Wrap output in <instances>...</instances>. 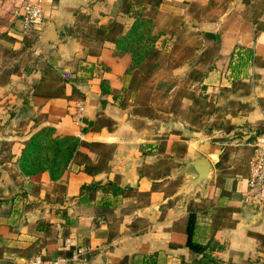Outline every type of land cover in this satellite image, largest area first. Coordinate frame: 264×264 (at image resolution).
I'll return each instance as SVG.
<instances>
[{"label": "crops", "instance_id": "0c3cea01", "mask_svg": "<svg viewBox=\"0 0 264 264\" xmlns=\"http://www.w3.org/2000/svg\"><path fill=\"white\" fill-rule=\"evenodd\" d=\"M39 1L44 23L25 35L24 7ZM123 2L0 0V264L76 247L89 249L79 264H142L151 254L158 264H192V211L206 253L224 264H264V209L242 204L254 134L264 133V8L256 12L253 0L147 3L159 20L160 51L197 45L161 110L131 93V55L93 38L115 20L132 27ZM53 26L58 38L47 43ZM48 128L106 147L82 148L61 178L48 169L25 174L29 144ZM200 157L214 173L194 185L188 165Z\"/></svg>", "mask_w": 264, "mask_h": 264}, {"label": "trees", "instance_id": "16d2710c", "mask_svg": "<svg viewBox=\"0 0 264 264\" xmlns=\"http://www.w3.org/2000/svg\"><path fill=\"white\" fill-rule=\"evenodd\" d=\"M153 2V0H148V3L152 4ZM246 2L249 5L252 4L251 0H246ZM142 8L144 7H139L137 2L134 0L130 2H126V0H124L122 4V11L127 14L128 17L134 19V24L132 27L128 30H125L124 25L121 22L115 20L107 27L95 28L93 34V38L96 40L99 47L104 42H113L118 46V54L123 55L127 53L131 55L133 60L129 71V74L132 78L130 84L131 93L139 89L136 85L138 79L137 73H134V68L138 67L141 63L149 67H152L154 64L156 67V57L160 56V52L156 47L159 38L158 36L153 35V30L156 27V24L151 19L145 17L144 10ZM196 47L197 45L190 47L185 53V58H190ZM147 79L148 77H145L144 81ZM64 84H66V81H64ZM109 87V82H104V94L111 92ZM56 93L59 94L60 92ZM73 93L74 96L78 97L79 95L81 99L83 98L77 90H74ZM104 147L106 146L103 144L88 143L76 137H56L54 130L48 128L45 129L36 140L34 139L30 142L29 149L32 151V153L22 160L21 166L25 174H37L44 169H48L53 178H61L66 167L74 160L76 154H80L78 152L82 148L94 152L95 150ZM100 156L101 159L99 166L105 163L107 153L102 152ZM88 157L89 155L85 154L83 156L82 162H88ZM196 225L197 215L192 211L189 213L186 221L187 238L185 246L194 252L196 258H201L199 259V264H208V262H203L205 261L206 257L210 256L209 253H206V250L195 241ZM73 252L74 251L71 249L67 251L64 256L60 257L71 258L73 256ZM122 264L127 263L125 262ZM142 264H158L157 254L145 256Z\"/></svg>", "mask_w": 264, "mask_h": 264}, {"label": "rangeland", "instance_id": "374dc122", "mask_svg": "<svg viewBox=\"0 0 264 264\" xmlns=\"http://www.w3.org/2000/svg\"><path fill=\"white\" fill-rule=\"evenodd\" d=\"M133 0H126V2H130ZM137 2V5L144 10V15L148 19H151L155 24L156 27L153 30V35L158 36L160 39L161 37V30L157 27V15L155 11H148L150 7L147 5L148 0H134ZM154 1V0H153ZM253 7L256 9V12L261 13V11L264 8V0H253ZM159 41V40H158ZM158 43V42H157ZM188 44V43H187ZM190 45H194L191 44ZM191 46V47H192ZM156 47L158 49V46L156 44ZM184 45H181V48H176L175 50H165L160 51V56L156 57L157 60H155V65H152V67L145 66V64L141 63L138 67L134 68V73H137V79L138 82L136 83L138 90H135V96L136 100L140 102L141 106L144 105V103H150L154 102L155 106L158 109L166 110L167 109V95H168V89L171 85L175 84H183L182 81H178L177 78L174 76V72L177 70L179 66L182 65L185 59V49ZM186 62V61H185ZM148 77L146 81H144V78ZM140 81V82H139ZM131 94V93H130ZM178 94V95H177ZM175 96V100L179 101L182 92L179 91ZM153 98V99H152ZM144 107V106H143ZM246 159V158H245ZM242 169L246 170V167L248 169V161H243ZM199 259L196 258V256L191 257L190 261L192 264H199ZM202 261V260H201ZM205 262H208V264H224L221 260L216 259L215 256H208L206 257Z\"/></svg>", "mask_w": 264, "mask_h": 264}, {"label": "built area", "instance_id": "2783aa9c", "mask_svg": "<svg viewBox=\"0 0 264 264\" xmlns=\"http://www.w3.org/2000/svg\"><path fill=\"white\" fill-rule=\"evenodd\" d=\"M23 32L25 35L34 29H38L44 23V10L41 1L37 3H27L22 14ZM84 107L80 104L76 115L77 123H81ZM252 141L253 154L249 160V177L247 179V191L243 195L242 204L245 208L260 209L264 206V134H254ZM89 249L86 247H76L73 256L56 257L44 259L43 257H33L26 264H79L84 262Z\"/></svg>", "mask_w": 264, "mask_h": 264}, {"label": "water", "instance_id": "95a60500", "mask_svg": "<svg viewBox=\"0 0 264 264\" xmlns=\"http://www.w3.org/2000/svg\"><path fill=\"white\" fill-rule=\"evenodd\" d=\"M58 38L56 28L53 26L44 39L47 43L55 42ZM188 168H193L195 171L194 179L192 184L199 185L201 182H207L213 177L214 167L212 163L203 157L192 160ZM264 209V206L260 207V210ZM262 214L260 213L257 217V221L260 220Z\"/></svg>", "mask_w": 264, "mask_h": 264}]
</instances>
